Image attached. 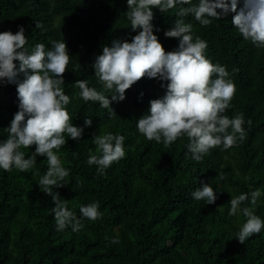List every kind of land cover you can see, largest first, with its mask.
Returning a JSON list of instances; mask_svg holds the SVG:
<instances>
[{"label": "trees", "instance_id": "1", "mask_svg": "<svg viewBox=\"0 0 264 264\" xmlns=\"http://www.w3.org/2000/svg\"><path fill=\"white\" fill-rule=\"evenodd\" d=\"M241 7L243 0H238V10ZM178 8L163 13L153 8L154 34L165 51H173L179 41L164 33L176 20L191 24L193 39L207 42L205 57L232 71L241 95L224 115L243 113L245 119L242 141L227 150L213 148L199 162L188 152L187 136L166 147L137 129L139 118L150 114V101L165 94L164 82L144 77L111 108L85 102L74 86L77 80H87L111 100L113 92L95 76L93 64L104 46L116 40L131 42L142 30H132L127 0H0V32L15 33L23 26L29 52L37 44L48 51L54 41L66 43V109L70 123L84 129L80 140L65 133L66 145L53 149L69 170L61 181L64 186L53 187V195L68 201V210L83 228L57 230L55 203L38 185L48 170L45 156L37 155L34 168L26 172L0 169V264H264V228L241 244L236 233L247 218L242 212L229 215L231 197L247 193L249 199L240 207L251 208L264 221V47L242 37L232 25L235 13L201 26L191 14L179 17ZM14 63L18 67L19 62ZM16 88L0 82V142L7 139L6 129L18 111ZM89 118L92 126L85 127ZM107 133L125 137V156L98 174L97 166L87 160L90 154L100 155L93 137ZM35 147L20 150L29 158ZM203 183L213 187L214 204L193 198ZM257 190L260 196L253 206L250 194ZM91 203H98L102 213L95 221L83 219L79 211Z\"/></svg>", "mask_w": 264, "mask_h": 264}, {"label": "clouds", "instance_id": "2", "mask_svg": "<svg viewBox=\"0 0 264 264\" xmlns=\"http://www.w3.org/2000/svg\"><path fill=\"white\" fill-rule=\"evenodd\" d=\"M127 5L126 15L132 30H142L131 42L116 40L111 46H104L93 64L95 76L106 90L113 92L111 100L89 87L87 80L74 83L80 89L79 96L85 102L98 101L100 107L111 108V103L123 101L126 90L140 79H158L164 82L161 87L166 88V92L161 98L150 101V114L137 122L139 133L147 140L167 147L177 138L187 136L188 152L197 162L213 148L222 146V150H227L238 140L242 141L245 138L243 113L232 118L224 115L228 108H235L236 100L241 97L237 96L232 71L205 57L207 42L198 36L194 40L192 25L183 19L176 20L175 27L164 33L179 41L175 50L165 51L153 31V8L163 13L179 5V17L191 14L201 26H209L229 12L235 13L232 25L242 37L256 47H264V0H243L239 10L238 0H230V3L229 0H199L198 4H193L192 0H127ZM36 27L41 25L36 23ZM26 43L23 26L15 33L0 32V82L16 84L19 100L18 111L6 129L8 137L0 142V169L9 172L14 167L26 172L34 168L37 155L45 156L48 170L40 177L38 185L55 203L57 230L70 226L73 232H78L84 226L81 220L68 210V201L61 200L58 193L53 195V187H63L61 181L69 176V170L61 165L53 149L66 145L65 133L72 140H80L84 131L70 123L66 109L70 98L62 88L70 55L64 41H54L52 50L48 51L43 44H37L31 52L25 49ZM209 58L214 60L211 54ZM15 61L19 62L18 67ZM21 75L23 78L18 79ZM92 123L90 118L84 121L85 127H91ZM247 123L251 125V120ZM124 139L112 133L95 135L93 143L100 155L90 154L87 163L96 165L98 174H104L113 162L125 156ZM32 145L36 146L35 152L25 158L20 149ZM250 195L251 204L255 206L260 192L253 191ZM192 196L207 204H214L217 199L213 187L207 183ZM248 199L249 194L242 193L229 201V215L242 212L247 218L236 233L241 244L264 228V221L251 208L240 207ZM98 208V203H91L82 205L79 211L83 219L95 221L102 216ZM112 243L118 241L113 239Z\"/></svg>", "mask_w": 264, "mask_h": 264}]
</instances>
